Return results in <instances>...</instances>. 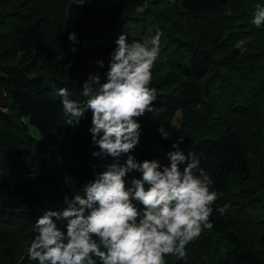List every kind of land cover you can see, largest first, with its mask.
<instances>
[{
	"label": "trees",
	"instance_id": "obj_1",
	"mask_svg": "<svg viewBox=\"0 0 264 264\" xmlns=\"http://www.w3.org/2000/svg\"><path fill=\"white\" fill-rule=\"evenodd\" d=\"M258 6L264 0H0V264H38L27 254L37 218L82 194L110 162L91 155L98 151L88 131L91 111L67 126L58 90L83 102V82L106 72L121 33L132 42L157 30V99L140 118L132 154L166 165L183 135L181 149L196 154L218 195L213 228L187 245L186 259L166 256V264H264V25L252 23ZM178 115L175 138L162 139L158 129ZM224 204L221 215L215 209Z\"/></svg>",
	"mask_w": 264,
	"mask_h": 264
},
{
	"label": "clouds",
	"instance_id": "obj_2",
	"mask_svg": "<svg viewBox=\"0 0 264 264\" xmlns=\"http://www.w3.org/2000/svg\"><path fill=\"white\" fill-rule=\"evenodd\" d=\"M75 2L83 6L90 0ZM145 8L137 6L136 12ZM252 23L264 25V7H257ZM161 36L157 30L150 38L129 42L121 33L106 72L90 74L83 82V102L70 99L67 88L58 90L67 126H79L91 111L88 131L98 148L91 155L110 162L82 186V194L64 197L62 208L45 209L37 218L28 259L38 264H166V256L186 259L187 245L213 228L210 218L218 195L196 154L181 149L183 135L166 153V165L158 159L139 161L132 154L140 142V118L153 111L157 99L151 81ZM68 39L78 43L75 32ZM245 43L235 46L243 52ZM70 50L77 51L74 46ZM97 64L104 68L103 60ZM158 131L162 139L170 138L163 125ZM132 173L138 175L129 182ZM228 207L215 210L223 215Z\"/></svg>",
	"mask_w": 264,
	"mask_h": 264
},
{
	"label": "rangeland",
	"instance_id": "obj_3",
	"mask_svg": "<svg viewBox=\"0 0 264 264\" xmlns=\"http://www.w3.org/2000/svg\"><path fill=\"white\" fill-rule=\"evenodd\" d=\"M179 117L180 116L178 115L177 119L170 126L164 127L165 131L170 133V137L171 138H175V135L177 134V131L179 130V123H180L179 122V119H180ZM152 124H155V120L154 119H151L149 122L146 123V125H152ZM169 127L172 129L171 130L172 132L167 131V128L169 129ZM31 131H32V133L34 135L38 136L37 131L33 127L31 128Z\"/></svg>",
	"mask_w": 264,
	"mask_h": 264
}]
</instances>
